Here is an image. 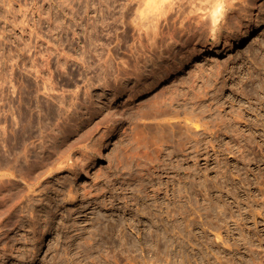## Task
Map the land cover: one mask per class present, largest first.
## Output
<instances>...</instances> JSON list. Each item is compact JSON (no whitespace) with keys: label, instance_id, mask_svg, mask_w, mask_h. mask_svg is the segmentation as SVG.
I'll use <instances>...</instances> for the list:
<instances>
[{"label":"rangeland","instance_id":"1","mask_svg":"<svg viewBox=\"0 0 264 264\" xmlns=\"http://www.w3.org/2000/svg\"><path fill=\"white\" fill-rule=\"evenodd\" d=\"M0 264H264V0H0Z\"/></svg>","mask_w":264,"mask_h":264},{"label":"bare ground","instance_id":"2","mask_svg":"<svg viewBox=\"0 0 264 264\" xmlns=\"http://www.w3.org/2000/svg\"><path fill=\"white\" fill-rule=\"evenodd\" d=\"M218 18V15H217V10H215V12H214V19H217ZM218 20V19H217ZM247 39H248V37L247 36H245L243 39H242V42H246L247 41ZM173 96V95H172ZM172 96H171V98H172ZM177 96V95H176ZM176 96H174V97H176ZM174 97L172 98L173 100H174ZM170 98V99H171ZM177 99H178V96H177ZM162 100V99H161ZM161 100H159V101H161ZM172 100V101H173ZM171 101V102H172ZM158 102V101H157ZM164 102H165V100H164ZM159 103V102H158ZM161 104H162V101L160 102ZM166 103V102H165ZM161 104H157L156 103V106L157 105H159V106H157L158 108H157V114L159 115V114H161V113H166L167 111H168V109H170V107H164V106H162ZM171 103H170V101H169V105H170ZM174 103H172V105H173ZM180 104V103H179ZM167 105H168V102H167ZM166 106V105H165ZM182 106V105H181ZM180 106V107H181ZM173 107H175V105H173ZM179 107V106H178ZM177 107V108H178ZM176 108V109H177ZM189 110H188V109ZM187 108L186 109H184V112H186V115H185V118L184 119H182V120H176L175 122H171L170 123V127L167 129V126H166V124L164 123L163 124V122H158L157 124H156V128H157V134L159 135L158 137H160V136H165L166 134L167 135H170V137H172V138H175L174 140H178V141H180L179 142V147L180 146H186L187 144L185 143L186 141H185V137L186 138H188L187 139V141L188 142H190V141H193L194 140V135L195 134H199V131H200V127H202V124H199L198 122L196 123L195 121L193 122V120L192 119H194V120H196L195 118H198V119H200V117L202 118V116H203V112H204V110H205V108L202 106L200 109L201 110H194V111H197V112H193L192 111V109L190 110V107H188L187 106ZM176 109H173V111L175 112V113H180L181 112V110H176ZM184 122V123H183ZM179 123V124H178ZM205 126V125H204ZM118 130H119V127L118 126H116L115 128H113V130H111L110 131V133L109 134H107V136H105V138H103V140H102V143H100V146H99V153H98V155L96 156V158H95V160L92 162V163H90V165H88V167H87V171H88V169L90 168V167H96L97 165H100L105 159H106V147H107V145H109L111 142H112V139H113V135L115 134V133H117L118 132ZM169 132V133H168ZM156 136V135H155ZM157 137V136H156ZM181 140H182V142H181ZM178 141H176V142H178ZM175 142V145H177V143ZM185 144V145H184ZM188 146V145H187ZM175 148H176V146H175ZM175 148H174V150H175ZM179 149V148H178ZM183 149V148H182ZM185 149V148H184ZM180 150V149H179ZM179 150H177L178 152H179ZM176 151V150H175ZM176 151V152H177ZM172 152H174V151H172ZM172 154H174V153H171V156H172ZM177 154V153H176ZM175 154V155H176ZM182 154H183V150H182ZM120 155V154H119ZM119 155H117L118 156V158H119ZM180 155V154H179ZM178 156V155H177ZM176 157V156H175ZM118 158H117V160H118ZM121 158V157H120ZM187 158V157H186ZM177 159L179 160V158L177 157ZM116 160V161H117ZM120 160V159H119ZM180 160H181V158H180ZM173 161V160H172ZM178 162H180V163H178L177 164V162L175 163L176 165L175 166H180L179 164H181V162L182 161H178ZM174 163V162H173ZM118 164H119V162H118ZM117 164V165H118ZM8 167H9V165L8 164H6ZM177 166V167H178ZM12 167V166H11ZM117 167V166H116ZM176 167V168H177ZM175 168V169H176ZM178 168H180V167H178ZM189 168H190V166H189ZM8 169H10V168H8ZM194 174V172H193V168L192 169H190V171H189V177H190V182L191 183H193V179H194V176H192ZM178 177V176H177ZM193 187H192V185L191 186H189V188L187 189V197H188V202L190 203V206H189V208H187V214L189 215V223H188V225H190V224H193L194 223V221H195V219H196V200H195V197H194V195H193V191L191 190ZM10 191V190H9ZM12 193V192H11ZM11 193H9V196L11 195ZM8 196V197H9ZM7 197V196H6ZM6 200V199H5ZM169 214H171L172 215V217H174L175 215H173L172 213H168V215ZM98 229H99V227H98ZM170 230H171V232L173 233L174 232V234L175 233H177L178 235H179V233L181 234L182 233V228H181V226H180V224H172L171 226H170ZM96 232V231H95ZM98 232V231H97ZM98 234V233H97Z\"/></svg>","mask_w":264,"mask_h":264}]
</instances>
